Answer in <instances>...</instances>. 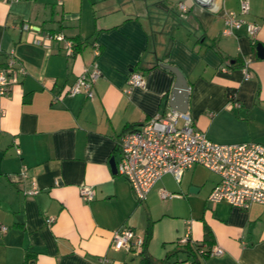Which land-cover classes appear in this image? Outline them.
<instances>
[{
    "label": "crops",
    "instance_id": "1",
    "mask_svg": "<svg viewBox=\"0 0 264 264\" xmlns=\"http://www.w3.org/2000/svg\"><path fill=\"white\" fill-rule=\"evenodd\" d=\"M239 1L217 0L215 10L192 0H0V67L12 56L26 71L0 96V264H140V250H115L112 239L123 228L143 237L148 222L155 263L186 236L207 247V225L222 253L205 264H264V205L207 201L215 173L195 166L179 182L166 174L140 203L109 164L120 158L125 128L170 108L175 75L164 64L184 74L187 112L210 140L264 144V59L256 54L264 0H249L245 19L259 24L254 39L244 26L222 34L223 11L239 13ZM44 31L76 38L74 55ZM94 59L101 70L94 96L68 95ZM131 71L142 73L145 86L126 93ZM198 168L215 177L198 178ZM33 181L39 191L26 195ZM83 185L92 187L91 201L81 198ZM161 190L172 195L162 198ZM169 261L190 264L181 251Z\"/></svg>",
    "mask_w": 264,
    "mask_h": 264
},
{
    "label": "built area",
    "instance_id": "2",
    "mask_svg": "<svg viewBox=\"0 0 264 264\" xmlns=\"http://www.w3.org/2000/svg\"><path fill=\"white\" fill-rule=\"evenodd\" d=\"M13 2L17 0H5ZM195 3L217 8V0H192ZM239 13L224 10L222 13V34L230 36L235 30L245 27L251 39L255 38L259 24L248 21L245 16L249 13V0L239 1ZM180 8L185 10V5ZM29 24H23L22 29L28 30ZM48 40L63 44L67 56L74 55L75 41L65 37L62 33H45ZM92 50L96 58L99 47L92 43ZM1 51V50H0ZM244 78L249 76L248 61L242 66ZM26 73L24 67L16 63L11 56L0 67V96L9 94L13 84L18 83L20 75ZM101 76V70L94 59L84 66L74 83L69 87L67 94H84L94 96V84ZM145 80L142 73L131 71L124 89L129 93L133 87H144ZM236 107L240 103H234ZM3 114V111H1ZM117 150L120 158L116 162L117 173L130 184L136 199L141 203L153 185L164 175H172L177 182L183 173L195 166H202L215 173L219 180L208 194L207 201L211 203L226 202L238 208H247L253 203L264 205V144L256 141H246L233 144H221L210 140L205 132L195 127L194 119L189 112H181L169 108L164 113L156 114L141 125L124 132L117 141ZM19 154V150L16 149ZM22 174L26 177V171ZM39 191L33 181L31 189L26 195H35ZM162 198L171 196L164 190L160 191ZM80 196L84 201H91L94 197L91 186L80 187ZM49 222L53 217H49ZM6 228L0 226V230ZM187 236L179 240L187 241ZM143 237L135 234L131 228H123L114 232L112 247L115 250L130 251L132 247L140 250ZM222 249L212 247L211 255H219ZM104 258H98L93 264H103Z\"/></svg>",
    "mask_w": 264,
    "mask_h": 264
},
{
    "label": "trees",
    "instance_id": "3",
    "mask_svg": "<svg viewBox=\"0 0 264 264\" xmlns=\"http://www.w3.org/2000/svg\"><path fill=\"white\" fill-rule=\"evenodd\" d=\"M73 40L76 41V38H73ZM76 47V45H75ZM234 94V91L230 90L228 92V95ZM134 128H125L124 131L119 135V137L126 131ZM118 137V139H119ZM117 139V141H118ZM152 235V223L148 222L144 235H143V243L139 252V263L140 264H166L170 262V258L173 257V255L181 251L186 254V260L190 262V264H205L207 258L211 255V249H212V233L207 225H204V237H203V243H205L204 247L200 243H197L195 241H192L191 239H187L185 243L182 244V248H180L178 251L174 253L167 254L162 260H160L158 263H155L150 256L147 253V245ZM132 249V248H131Z\"/></svg>",
    "mask_w": 264,
    "mask_h": 264
},
{
    "label": "water",
    "instance_id": "4",
    "mask_svg": "<svg viewBox=\"0 0 264 264\" xmlns=\"http://www.w3.org/2000/svg\"><path fill=\"white\" fill-rule=\"evenodd\" d=\"M256 54L260 59H264V44L258 43L256 45ZM164 68L168 69L175 75V84L173 88V92L169 101V106L172 109L179 110L181 112H187V90L188 85L182 71L176 67L169 64H164ZM116 159L112 156L109 160V164L113 174H117L116 169ZM193 187L190 188V191H193Z\"/></svg>",
    "mask_w": 264,
    "mask_h": 264
},
{
    "label": "rangeland",
    "instance_id": "5",
    "mask_svg": "<svg viewBox=\"0 0 264 264\" xmlns=\"http://www.w3.org/2000/svg\"><path fill=\"white\" fill-rule=\"evenodd\" d=\"M44 33H46V32L44 31ZM196 176H197L198 178H203V179L210 177L209 181H210L212 178L215 177L214 174L210 173L209 171H207V170H205V169H203V168H198V169L196 170Z\"/></svg>",
    "mask_w": 264,
    "mask_h": 264
}]
</instances>
